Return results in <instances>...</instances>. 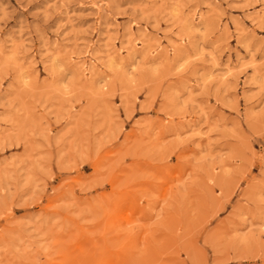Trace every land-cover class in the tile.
<instances>
[{"label":"rangeland","instance_id":"obj_1","mask_svg":"<svg viewBox=\"0 0 264 264\" xmlns=\"http://www.w3.org/2000/svg\"><path fill=\"white\" fill-rule=\"evenodd\" d=\"M0 264H264V0H0Z\"/></svg>","mask_w":264,"mask_h":264}]
</instances>
